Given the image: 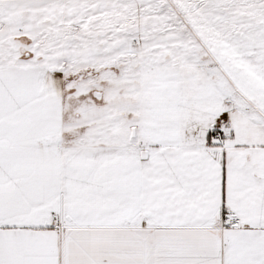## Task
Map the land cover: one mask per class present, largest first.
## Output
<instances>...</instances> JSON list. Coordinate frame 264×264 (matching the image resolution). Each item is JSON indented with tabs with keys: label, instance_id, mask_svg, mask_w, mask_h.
<instances>
[{
	"label": "snow or ice",
	"instance_id": "obj_1",
	"mask_svg": "<svg viewBox=\"0 0 264 264\" xmlns=\"http://www.w3.org/2000/svg\"><path fill=\"white\" fill-rule=\"evenodd\" d=\"M0 264H264V0H0Z\"/></svg>",
	"mask_w": 264,
	"mask_h": 264
}]
</instances>
